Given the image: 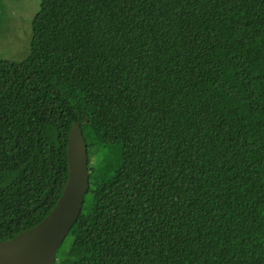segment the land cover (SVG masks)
I'll return each instance as SVG.
<instances>
[{
    "label": "trees",
    "instance_id": "trees-1",
    "mask_svg": "<svg viewBox=\"0 0 264 264\" xmlns=\"http://www.w3.org/2000/svg\"><path fill=\"white\" fill-rule=\"evenodd\" d=\"M74 122L90 187L55 264H264V0H40L0 58V241L56 206Z\"/></svg>",
    "mask_w": 264,
    "mask_h": 264
},
{
    "label": "water",
    "instance_id": "water-1",
    "mask_svg": "<svg viewBox=\"0 0 264 264\" xmlns=\"http://www.w3.org/2000/svg\"><path fill=\"white\" fill-rule=\"evenodd\" d=\"M68 139L69 176L56 206L35 226L0 241V264H55L59 248L81 215L90 187L88 148L77 122Z\"/></svg>",
    "mask_w": 264,
    "mask_h": 264
},
{
    "label": "rangeland",
    "instance_id": "rangeland-1",
    "mask_svg": "<svg viewBox=\"0 0 264 264\" xmlns=\"http://www.w3.org/2000/svg\"><path fill=\"white\" fill-rule=\"evenodd\" d=\"M40 0H0V58L22 61L30 53L32 21ZM103 145L90 152V164L107 162L111 167L117 162L116 148Z\"/></svg>",
    "mask_w": 264,
    "mask_h": 264
}]
</instances>
